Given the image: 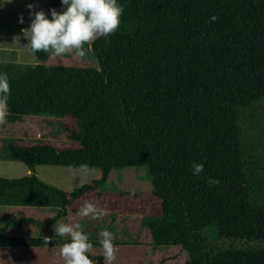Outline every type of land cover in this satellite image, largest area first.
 Instances as JSON below:
<instances>
[{
	"label": "trees",
	"instance_id": "1",
	"mask_svg": "<svg viewBox=\"0 0 264 264\" xmlns=\"http://www.w3.org/2000/svg\"><path fill=\"white\" fill-rule=\"evenodd\" d=\"M118 2L117 31L90 44L95 66L48 52L35 53L47 62H0L7 122L31 114L79 122L64 142L0 141V160L31 170L0 177V204L14 212L0 217V248L61 247L68 238L52 239L54 225L74 222L89 200L112 223L126 219L133 232L141 224L129 243L179 246L190 264H264V203L251 201L240 125L241 110L264 98V0ZM50 8L62 10L60 0ZM193 161L204 164L200 176ZM38 165L98 174L64 191L41 180ZM131 166L149 169L151 191H101L112 168ZM207 226L215 242L202 234Z\"/></svg>",
	"mask_w": 264,
	"mask_h": 264
},
{
	"label": "rangeland",
	"instance_id": "2",
	"mask_svg": "<svg viewBox=\"0 0 264 264\" xmlns=\"http://www.w3.org/2000/svg\"><path fill=\"white\" fill-rule=\"evenodd\" d=\"M50 0H12L0 8V62H15L36 64L47 62L40 60L29 48V39L26 29L30 22L27 5H34L33 11L43 10L49 14L47 4ZM57 11H62L57 9ZM23 14L24 23H18V16ZM50 15V14H49ZM24 32V33H23ZM6 46L2 48V46ZM87 54L81 58L74 52L66 53L72 59H77L85 65L95 66L96 61L91 45H85ZM49 58L54 55L48 52ZM240 125L243 134V149L249 170L254 177V188L251 191V201L256 205L264 203V98L252 106L243 108L240 114ZM79 129L76 118L60 117L48 114L24 115L15 120L0 125V141H9L19 138L34 140H54L64 142L70 139L74 130ZM31 173L29 167L20 161L0 160V177H21ZM37 176L64 191H72L93 179L98 174L97 168L77 167L70 168L61 165H38L35 167ZM154 188L153 178L146 166H131L112 168L107 181L101 186V191H151ZM12 215L14 212L9 206L0 204V217L2 214ZM20 213L16 215L19 217ZM65 221V220H64ZM89 239L93 243L91 258L99 264H107L103 260V249L99 244V233L108 229L114 234L116 260L113 264H190L188 256L179 246L173 245H137L129 243L137 236L141 228L133 232L131 225L123 219L112 223L110 215L104 213L99 219L78 217ZM216 227L207 226L202 234L215 242ZM128 241V242H127ZM0 264H64L60 256V247L39 248H0Z\"/></svg>",
	"mask_w": 264,
	"mask_h": 264
},
{
	"label": "clouds",
	"instance_id": "3",
	"mask_svg": "<svg viewBox=\"0 0 264 264\" xmlns=\"http://www.w3.org/2000/svg\"><path fill=\"white\" fill-rule=\"evenodd\" d=\"M11 2L12 0H0V8ZM60 5L62 11L50 8V15L42 9L33 11L32 3L27 5L31 22L24 32L28 33L27 43L33 54L51 52L52 55L60 57L74 52L76 56L83 58L87 54L85 45L115 34L124 12L118 0H60ZM216 19L215 15L210 17L211 22ZM18 23H24L23 14L18 16ZM9 92L8 76L0 73V125L7 122ZM191 171L194 176H200L205 171L204 164L193 161ZM207 182L209 185L221 183L218 177H209ZM103 214L104 210L89 200H85L77 211L79 217L91 216L92 219H99ZM57 236L68 238L60 247L64 264H99V261L90 258L93 243L79 221L56 223L52 239ZM48 240L46 237V244ZM98 243L103 249V260L107 264H113L116 260L113 232L102 230Z\"/></svg>",
	"mask_w": 264,
	"mask_h": 264
},
{
	"label": "crops",
	"instance_id": "4",
	"mask_svg": "<svg viewBox=\"0 0 264 264\" xmlns=\"http://www.w3.org/2000/svg\"><path fill=\"white\" fill-rule=\"evenodd\" d=\"M5 47H6V46H4V45L2 46V48H5ZM0 48H1V47H0Z\"/></svg>",
	"mask_w": 264,
	"mask_h": 264
}]
</instances>
